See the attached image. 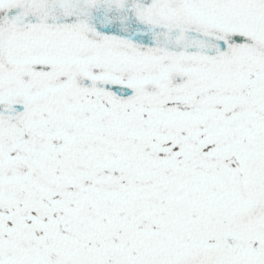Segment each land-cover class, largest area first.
<instances>
[{"label":"snow or ice","instance_id":"6c2138e0","mask_svg":"<svg viewBox=\"0 0 264 264\" xmlns=\"http://www.w3.org/2000/svg\"><path fill=\"white\" fill-rule=\"evenodd\" d=\"M0 264H264V0H0Z\"/></svg>","mask_w":264,"mask_h":264}]
</instances>
